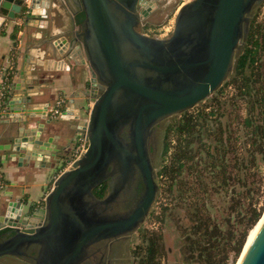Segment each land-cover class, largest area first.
<instances>
[{"label":"water","instance_id":"water-1","mask_svg":"<svg viewBox=\"0 0 264 264\" xmlns=\"http://www.w3.org/2000/svg\"><path fill=\"white\" fill-rule=\"evenodd\" d=\"M157 1L70 0L83 12L71 44L78 45L88 68L84 104L75 114H87L80 133L87 147L56 176L41 206L0 201V258L102 264L95 255L100 243L135 233L159 192L157 125L220 89L235 70L252 16L263 2L190 0L178 9L172 31L157 37L141 31ZM35 2L0 0V19L17 17L23 25ZM66 44L62 37L49 42L54 59L69 57ZM15 73L14 65L2 75L0 88L5 85L6 92L0 110L10 111L6 99ZM55 102L46 103L39 116L49 125L71 115L63 100L61 114L52 116ZM43 126L38 123L29 139L34 147L51 142L52 137L39 139ZM20 147L18 138L0 144V150ZM25 150L28 157H37ZM72 154L73 149L65 161ZM104 182L106 193L98 197L94 190ZM240 264H264V222Z\"/></svg>","mask_w":264,"mask_h":264},{"label":"trees","instance_id":"trees-1","mask_svg":"<svg viewBox=\"0 0 264 264\" xmlns=\"http://www.w3.org/2000/svg\"><path fill=\"white\" fill-rule=\"evenodd\" d=\"M258 11L259 8L252 16L248 37L237 58L235 70L216 91L221 93L230 85L233 88L232 98L238 97L244 102V115H236L224 126L217 118L211 125L213 111L208 113L205 108L193 113L185 111L179 119L167 125L161 138L157 176L164 179L170 193L177 192L180 201L173 208L184 206L190 211V222L182 228L184 243L181 250L192 264L233 262L243 252L249 227L257 223L262 214L261 207L254 205V188L251 186L259 167L257 161H264V61L261 59L264 31ZM82 18L83 12L78 22ZM236 117L240 118L237 127H230ZM241 130L243 150L242 155H238L237 140L241 138V133L238 134ZM170 135L175 138L174 144H171ZM240 187L249 197L245 210L242 204L244 190H239ZM106 188L107 183L104 182L94 193L101 197ZM213 190L230 195L226 204L234 214L227 217L230 227L226 230L215 220L206 197L200 195H207ZM189 193L195 197L189 199ZM167 210L168 206L164 205L162 215ZM233 216L237 217V222L246 221L245 227L236 229V221L231 222ZM140 232L144 245L136 247L141 254L137 255L139 264H161L163 244L160 233L147 229ZM229 251H232V256H229Z\"/></svg>","mask_w":264,"mask_h":264},{"label":"crops","instance_id":"crops-1","mask_svg":"<svg viewBox=\"0 0 264 264\" xmlns=\"http://www.w3.org/2000/svg\"><path fill=\"white\" fill-rule=\"evenodd\" d=\"M156 9L154 7L147 17L144 33L164 37V19L171 21L177 11L167 14L163 21L150 22V15ZM79 11L70 0H37L31 16L23 19V25L17 17L0 19V81L7 70L11 71L14 65L16 68L6 99L11 103L10 111H6L5 106L0 110V144L11 145L12 139L18 138L24 145L18 151L0 150V201L8 199L41 206L54 179L69 163L65 161L71 150L69 127L76 111L84 104L81 90L89 84L88 68L80 49L76 43L71 44ZM60 37L69 43L65 45L69 57L56 52L61 60L52 57L49 45ZM57 98L65 100L71 115L56 125H49L39 116L45 104ZM90 105L88 101L87 108ZM38 123L44 124L39 139L45 142L52 137L48 146L34 147L29 140L34 137ZM25 149L34 151L37 157H28Z\"/></svg>","mask_w":264,"mask_h":264},{"label":"rangeland","instance_id":"rangeland-1","mask_svg":"<svg viewBox=\"0 0 264 264\" xmlns=\"http://www.w3.org/2000/svg\"><path fill=\"white\" fill-rule=\"evenodd\" d=\"M190 0H158L156 2L157 9L153 11L152 15H150L149 21L151 22H160L163 21L164 17L167 14H172L173 10L176 9L178 12V9L183 5L184 3L188 2ZM259 13H258V19H260L263 23V31H264V0L260 4ZM257 8V9H258ZM165 24L167 22V19H164ZM148 21L144 23V25H141V31L145 32L146 24ZM264 37V35H263ZM262 37V39H263ZM264 42V40H262ZM261 59L264 61V48L261 51ZM85 89V87H84ZM233 88L229 85L226 86L221 93H214L213 95L209 96L199 104H197L194 108L190 109V112L197 111L198 109L205 108L207 110L213 111L217 116H220V120L224 123V126L229 124L232 119L238 115L243 116L245 105L242 99L240 98H232ZM82 119H86L87 114L81 113ZM237 118V117H236ZM240 121V118L238 117L233 123L230 125V127H237V121ZM82 122V121H81ZM215 123H211V125H214ZM240 128V126H239ZM241 129V128H240ZM243 131L239 132L241 133V138L237 140V149H238V155H242V145L244 141V137L242 136ZM237 134V135H238ZM226 136V133L224 137ZM171 139H175L174 136L170 135ZM82 136H78V139L74 141L73 154L76 150V147L82 140ZM70 151V150H69ZM72 154V155H73ZM233 158V156H232ZM71 158L69 159L70 162ZM258 169H257V175L253 177L254 183L251 185L252 188H254V194H253V202L256 207H261V217L264 213V161L258 160ZM191 175V174H190ZM192 177H195V175H191ZM208 179V178H207ZM158 184L160 185L159 192L156 198V201L154 203V206L146 218L145 222L142 224L143 229L147 230H154L160 233L162 237V255L161 257V264H182V245H183V226H186L190 222V211L185 208L184 206H176L177 208H173L174 204H178L180 201L177 192L170 193L166 188V183H164V179H159L157 177ZM239 190H242L243 188H238ZM244 190V189H243ZM243 197H242V204L245 205L244 210L247 208V204L249 203V197L245 193V190L243 191ZM189 196V199L195 197L193 193L187 194ZM203 195V198L206 197V201L209 203L210 211H212V215L214 216L217 223H219L223 229H228L230 226L227 223V217L230 215L232 216L234 212L227 207L226 201L229 200L230 195L226 194L224 191L221 193H216L214 190L209 192V194H200ZM212 202V204L210 203ZM164 205L168 206V210L165 212L164 215H162V207ZM243 210V211H244ZM260 217V219H261ZM233 219L236 221V229L244 228L245 223L237 222V217L233 216ZM259 219V220H260ZM259 220L257 223L249 227L248 229V238L246 237V245L249 241V238L253 235L254 231L256 230ZM229 222V223H231ZM144 245L142 243V237L141 232H135L133 234V239L131 240L130 244V250L132 251L137 245ZM245 244V243H244ZM245 245V247H246ZM244 248H242L244 251ZM243 253V252H242ZM136 255V253H134ZM141 255V254H140ZM232 256V251H229V256ZM242 255V254H240ZM139 257V256H138ZM241 256H237L233 262H229L228 264H236ZM0 264H28L21 260H15L11 258H4L0 260ZM136 264V263H133Z\"/></svg>","mask_w":264,"mask_h":264},{"label":"flooded vegetation","instance_id":"flooded-vegetation-1","mask_svg":"<svg viewBox=\"0 0 264 264\" xmlns=\"http://www.w3.org/2000/svg\"><path fill=\"white\" fill-rule=\"evenodd\" d=\"M81 15H82V11H79V13L77 14L78 19L81 17ZM85 89L83 87L81 90V93H80L83 96H84L83 92ZM81 102H82V100H81ZM187 111H189V110H187ZM205 111L208 113L211 112V110H207V109H205ZM194 112H196V111H194ZM81 113L82 112L80 111L78 118L75 117V115H74L72 122H71L72 123L71 127H69L70 128L69 144L71 145V147H70L71 149L74 146V141L76 140V138L78 139V136H80V133H82V128H83L82 126L83 125L81 124V121L83 119H82ZM182 113H184V112H182ZM182 113H179L177 115H172L171 117L167 118L165 120V122L163 123V125H157V128H156L157 132L156 133H157V136H159L158 153H159V146H160L161 138L165 133V129H166L167 125L169 123L173 122L174 120L179 119V117L181 116ZM210 117H211L210 122L214 121L215 118H217V119L220 118V116H217L216 114H214L212 116L210 115ZM172 141H173V139H172ZM171 144H174V141L171 142ZM171 150L172 149H170V151ZM170 151H169V153H170ZM157 161H158V156H157ZM156 173H157V167H156ZM159 188H160V185H159ZM141 189H142V184L139 182L137 191L140 192ZM106 190H107V188H106ZM105 193H106V191H105ZM105 193H104V195H105ZM103 196H101V197H103ZM141 229H143L142 226L136 232H140ZM7 232H8V230L5 229L1 233L4 234ZM133 234L127 238H118L115 240L107 241V243L103 241L102 243L99 244L101 249L99 250V252L95 253V255L100 256L101 260L103 261L102 264H133V263L139 264V262H138L139 257L137 255H140L139 254L140 252L136 251L137 246L132 251L130 250V244H131V240L133 239ZM134 253H136V255H134ZM185 257H186V255H182V264H192L193 263L190 260L187 261ZM4 258L21 260L25 263L30 264L28 261L18 259V258H14V257H10V256H3L0 258V260H2Z\"/></svg>","mask_w":264,"mask_h":264},{"label":"built area","instance_id":"built-area-1","mask_svg":"<svg viewBox=\"0 0 264 264\" xmlns=\"http://www.w3.org/2000/svg\"><path fill=\"white\" fill-rule=\"evenodd\" d=\"M173 25H174V19H172L171 21L168 20L162 26V31L164 33H166V35H168L172 31ZM5 92H6V86L3 85L0 88V106H1V104L3 102L4 96H5ZM62 104H63V99H58L55 102V105L50 109V114L52 116L60 115L61 114V109H62ZM86 147H87V141L83 137L82 140L80 141V143L78 144V146L76 147V150H75L74 154L72 155L69 164L71 163L72 160H74L75 158L79 157L85 151Z\"/></svg>","mask_w":264,"mask_h":264},{"label":"bare ground","instance_id":"bare-ground-1","mask_svg":"<svg viewBox=\"0 0 264 264\" xmlns=\"http://www.w3.org/2000/svg\"><path fill=\"white\" fill-rule=\"evenodd\" d=\"M263 222H264V213H263L261 219L259 220V223H258V226H257L256 230L254 231L253 235L249 238V241H248V243H247V245H246V247H245V249H244L241 257L239 258V260H238V262L236 264H240L241 263V261H242L244 255H245V253L249 249L251 243L253 242L256 234L258 233L259 229L261 228Z\"/></svg>","mask_w":264,"mask_h":264}]
</instances>
